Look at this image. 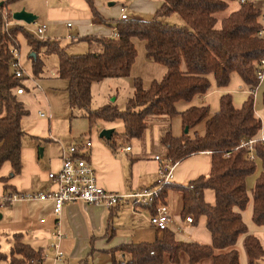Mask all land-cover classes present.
Masks as SVG:
<instances>
[{
	"label": "trees",
	"instance_id": "16d2710c",
	"mask_svg": "<svg viewBox=\"0 0 264 264\" xmlns=\"http://www.w3.org/2000/svg\"><path fill=\"white\" fill-rule=\"evenodd\" d=\"M17 1L0 3V169L6 163L11 166V175L0 179L4 190L14 192L7 183L20 172L25 136L21 121L29 114L16 95L17 89L26 91L27 88L14 77L11 69V51L20 50L18 37L22 35L30 48L32 76L38 78L43 59L55 55V75L67 83L68 107L81 111L90 128L98 121L122 122L123 133L116 138L126 144L142 136L148 118L179 116L182 136L176 138L166 133L160 141L166 150L165 159L178 164L201 153L210 154L207 176L187 186L166 183L149 205L142 206L153 215L157 206L167 205L170 192L181 193V220L191 217V225L196 226L204 219L211 237L210 245L179 241L167 228L153 242L122 244L115 247L112 254L128 255L129 259L123 264H164L165 256L169 263L179 264L181 254L187 256L189 264H199L206 259H211L212 264H240L234 247L243 236L249 264L264 259L259 240L248 234L240 215L250 202L246 178L255 172V159H258L261 173L252 189V222L264 228V143H256L251 152L239 148L241 142L257 137L262 127L255 116L253 93L259 86L255 72L260 59L264 58V40L257 36L261 26L254 4H240V0H162L152 19L144 21L105 20L98 14L93 0H84L92 16L111 26L116 36L77 39L89 46L97 45L100 52L70 55L66 51L68 45L61 46L56 40H38L16 22L5 26L2 12ZM231 1H239L238 8L218 21L215 15L224 12ZM172 14H177L185 26L162 22ZM133 39L145 42L146 58L164 67V76L146 89L140 79L134 80L133 93L123 110L109 103L92 110V84L129 77L136 59ZM232 74L238 75L249 89V96L240 108H235L231 96L226 94L220 97L218 111L212 116L207 106L190 107L181 113L176 110L178 102L189 103L208 92L210 75L216 87L223 88L229 84ZM262 104L264 106V90ZM204 121V135L191 137L189 131ZM115 135L107 142L113 141ZM205 190L213 191L214 205L204 201ZM12 242L9 254L0 252V262L42 264V251L24 244L20 235H13ZM113 264L120 263L114 259Z\"/></svg>",
	"mask_w": 264,
	"mask_h": 264
},
{
	"label": "crops",
	"instance_id": "0c3cea01",
	"mask_svg": "<svg viewBox=\"0 0 264 264\" xmlns=\"http://www.w3.org/2000/svg\"><path fill=\"white\" fill-rule=\"evenodd\" d=\"M93 3L98 14L103 19L120 20L121 11L123 10L126 14V9L131 10L138 17L142 15H144L142 17L147 15L153 17L156 10L161 6L162 0H93ZM43 15L44 19L41 24L46 26L45 33H47V36L52 41H57L59 37L66 36V40L72 42L75 40L76 43H80L81 41L75 38H108L112 37L114 33L111 26L103 24L99 19L92 16L84 0H62L59 1L58 5H54L53 3L46 8V12ZM126 15L128 16V14ZM130 17L128 16V19L141 20L140 18ZM35 23L38 24L37 21ZM19 25L23 26L25 24L19 23ZM71 28L75 29L74 32L68 33L67 30ZM133 40L132 42L134 44ZM144 54L146 58L145 51ZM45 59H43V65ZM144 62L153 64L147 58L144 59ZM134 64L132 65L131 71ZM155 68L152 69L153 73L157 70V67ZM158 73L162 75V78L165 70L158 69ZM50 77H56V75L52 72L50 73ZM35 79L37 78L33 80ZM104 81H108V79ZM240 81L242 82L241 79ZM209 82L211 81L209 80ZM213 82L215 84L214 79ZM25 83L23 81V85L27 88L26 91H29L30 87ZM34 84L35 82L32 81V85ZM66 86L67 83H65V88ZM262 86L264 90L263 83L258 86L254 93L260 90ZM217 88H214L210 83V89L204 96L195 97L189 103L178 102L176 104V110L181 113L190 107L207 106L210 109V115H214L218 111L220 97L226 95L224 94V90H218ZM24 93L17 95V99L20 102H22L20 97ZM248 96L249 93L243 94L242 97L231 96L233 106L240 108ZM197 98L199 100H196ZM40 113L45 116L40 117ZM82 115L81 112V117ZM255 116L261 121L262 133L264 134V117L257 111H255ZM38 117L41 122H38L37 126H32L26 131L23 130L21 121V128L25 133L24 137L28 139L25 143H22L20 172L11 177L7 183L10 190L18 195L37 194L48 191L50 184L47 180V174L57 171L59 168L62 149L67 147L65 145L69 146L79 143L84 139L82 137L84 134L82 133L85 132L81 131L75 136H72L73 141L68 144L64 145V143H59V140L57 144L53 136V127L49 122L50 119H47L46 114L41 111L38 112ZM98 124L99 126L97 127ZM103 130H113L111 138L114 134H117V136L115 135L113 141L107 142L109 140L99 137V134ZM87 131L89 136L86 138L92 144L87 161L95 170L97 183L104 190L118 194H128L140 189L153 187L158 179V163L153 157L160 156L161 158H165L166 156V150L160 144L161 138L166 133H170L176 138L181 137L183 134L179 116L173 118L166 116L148 118L147 128L142 136L126 144L121 139L116 138L123 133L122 122L106 123L98 121L91 128L87 122ZM204 132L205 121L189 131V135L191 137L194 134L203 136ZM69 135L72 134L69 133ZM78 136L79 138H76ZM127 147H130L129 151L124 150ZM209 171L210 154L201 153L179 162L174 167L170 182L180 186H187L191 181L201 176H207ZM10 175L11 166L6 163L0 169V179L9 177ZM10 193L13 194L12 192L5 191L0 182V200L10 195ZM204 201L210 205H214L215 199L213 191H204ZM182 205V194L179 192H170L168 195V203L165 205L168 208L171 220L168 229L175 233L177 240L191 242L192 237L195 239L199 238V234L196 233L199 223L196 226H192L186 225L184 220H181L180 212ZM131 207V204H124L114 208V210H107L102 206H93L81 201L66 204L61 211L60 217L57 219L58 224L56 227L51 202L20 200L10 202L4 207H0V252L6 255L9 254L13 243V235H20L24 244L30 246L35 251H42L44 256L42 264H113L114 259L118 263L123 264L129 257L126 254H112L111 251L115 247L130 243H150L162 236V232H157L150 227L148 223L150 214L145 208L142 206H134L135 214H132ZM240 215L243 223L247 227L248 234L254 236L258 233V229L251 225L253 223L252 198L251 208L248 213L247 211L241 212ZM245 218L249 220V223L246 222ZM42 219H44V223H40ZM202 222L205 225L204 219ZM176 226L181 228V233L176 230ZM260 228L264 230L263 227ZM55 232H58L59 239L56 238ZM208 236L211 243L210 234ZM203 239L205 240V237ZM243 242L244 237L242 236L238 239L234 247L238 254L242 250L245 253ZM53 244H58L60 251L63 252V258L61 260H56L54 254L49 250ZM204 244H208V242H204ZM244 255L246 256V253ZM244 255L242 253L240 256L238 255L239 263L249 264L247 256L245 257ZM0 264H7V262H0ZM164 264H171L167 256L164 258ZM179 264H189L186 255H180ZM199 264H212V260L206 259Z\"/></svg>",
	"mask_w": 264,
	"mask_h": 264
},
{
	"label": "rangeland",
	"instance_id": "374dc122",
	"mask_svg": "<svg viewBox=\"0 0 264 264\" xmlns=\"http://www.w3.org/2000/svg\"><path fill=\"white\" fill-rule=\"evenodd\" d=\"M5 0H1L0 3H3ZM59 1L62 0H19L16 3L8 6L5 10L2 12V17L7 18V22L9 25H15L16 23L19 24V22H16L12 20V14L15 12H19L21 10H25L28 13H31L38 17L36 20L38 24H41L43 21V14L46 12V8L48 6H51L53 3L54 5H58ZM239 1H231L228 4V8L219 14H216L215 17L218 21L228 16L232 11H235L238 8ZM126 14L128 16H131L132 18H140L144 21H149L152 19V16H145V17H138L137 14H134L131 10L126 9ZM130 17V18H131ZM162 22L167 23L169 25L174 26H185L183 20L177 15L172 14L170 17H166L162 19ZM42 25V24H41ZM21 26V25H20ZM24 29L27 30L30 34H32L36 39L41 40L39 37L35 36L34 31L35 27L34 25H23ZM75 29H68L69 32H74ZM113 36V34H112ZM75 37V36H74ZM19 43H20V62L21 67L25 71V75L28 79L24 80V83L29 87L30 90L26 91L23 96L20 97L22 100L25 108L29 112L28 116L24 117L22 119V128L24 131L30 129L32 126H37L38 122H41L38 117V112H44L47 116V119L49 118V122L51 123L53 127V136L55 140H58L59 143L68 144L69 142L73 141L72 136H75L78 134V132H85L82 133L84 136L83 138L89 136V133H87V121L86 119L81 117V111L78 110H70L67 103V95L64 91L65 89V81L58 79L57 77H50V73H54L57 71V58L55 55H50L46 57L42 69V73L40 77L33 80L34 77L32 76V70H31V59L29 58L30 54V48L27 46L25 38L22 35H19ZM50 37L47 36V33H45L42 36V39H49ZM83 37H78L75 39H82ZM51 39V38H50ZM54 39V38H53ZM57 39V38H55ZM60 42L61 46L68 45L66 51L70 55H78V54H84V53H99L100 49L97 45L89 46L87 43L80 42L76 43L75 40L69 41L66 40L65 37H59L58 40ZM135 49H136V59L135 64L133 66L131 74L129 75V78L124 79H108V81H101L100 83H94L91 86V109L95 110L101 106H104L105 104L111 102V104H114L119 110H123L125 103L127 100L131 97L133 93V84L134 80L140 79L143 88L146 89L149 88L151 83L153 81H159L161 80V72L158 73V69L162 70L165 68L156 64H147L144 62L145 58V43L140 40H133ZM155 73H153L152 69H156ZM230 82L226 87L223 88H217L213 82V76L210 75L208 79L211 81L210 83L214 88H217L218 90H224V94H229L230 96H239L242 97L243 94L249 93L248 87L243 84L238 76L236 74H232ZM29 80V81H28ZM121 80V81H120ZM153 80V81H152ZM32 81L35 82L34 85H32ZM113 81V82H111ZM152 81V82H151ZM151 82V83H150ZM37 85V86H36ZM245 88V89H244ZM258 88V87H257ZM256 88V89H257ZM262 91L263 86L260 88V90H257L256 93H253L254 96V109L259 114H261L264 117V107L262 105ZM238 98V97H237ZM244 98V97H243ZM239 99V98H238ZM196 100H199L198 98ZM48 122V123H49ZM262 125V123H261ZM99 124L97 125V127ZM86 130V131H85ZM262 127L259 131V134H261ZM71 133L72 135H69ZM76 138H79L76 137ZM28 138L24 137L22 139V143H25ZM68 146V145H65ZM255 165L256 169L255 172L248 176L246 178V188L248 190V195L250 197V202L247 205L246 209L242 212L248 213L249 209L251 208V198H252V189L255 184L256 178L261 173V163L258 159H255ZM3 210V209H2ZM249 216V214H247ZM246 222L249 223V220L246 219ZM203 219L199 221L196 233L199 234V238L195 239L192 237L190 240L191 242L195 243H201L204 244V242H208V244L204 245H210L209 241V234L205 228L204 222H202ZM203 223V224H202ZM251 223V222H250ZM252 227L258 229V233H256L254 236L259 240L263 250H264V230L260 227H257L253 223L251 224ZM196 228V227H195ZM205 237V240L203 239ZM208 238V241H207ZM243 251V250H242ZM240 252L238 255L240 256L241 253L244 255V251ZM245 256V255H244ZM246 257V256H245ZM247 259V258H246ZM248 264V263H247ZM257 264H264V259L260 260Z\"/></svg>",
	"mask_w": 264,
	"mask_h": 264
},
{
	"label": "built area",
	"instance_id": "2783aa9c",
	"mask_svg": "<svg viewBox=\"0 0 264 264\" xmlns=\"http://www.w3.org/2000/svg\"><path fill=\"white\" fill-rule=\"evenodd\" d=\"M1 1V0H0ZM4 2V1H3ZM245 2H251L259 11L258 22L261 26L257 36L264 40V0H240V4ZM120 20H128V16L121 11ZM5 26L9 27L7 18H3ZM34 34L42 40V36L45 33L46 26L34 23ZM70 26V25H67ZM113 36H116L114 31ZM13 55V62L11 69L14 73V77L23 82L28 79L25 75V71L20 64V55L18 49L11 51ZM256 80L259 85L264 83V58L260 59L256 67L255 72ZM24 90L19 88L16 90V95H22ZM40 117L45 115L40 113ZM256 143H264V134L261 133L257 137L248 139L241 142L239 148H247L250 152ZM92 144L88 138L82 139L79 143L71 144L62 149L61 163L57 171L49 172L47 174V180L50 184V188L46 192L31 193L25 195H18L16 193L7 195L0 200V207L6 206L10 202L14 201H49L52 203V214L55 217V224L57 227V219L60 217L61 211L66 204L75 203L78 201L84 202L93 206H102L107 210H112L124 204H131L132 214H135L134 206H147L152 202L153 197L161 189V187L169 183L172 178V172L176 163H172L170 160L161 158L160 156L153 157L158 163V179L153 187L140 189L128 194H118L104 190L100 187L96 180V173L93 166L87 161V157ZM129 151L130 147L124 149ZM253 156L251 155L250 158ZM170 217L168 208L165 205H159L155 209L153 215H149L148 223L150 227L157 232L165 231L170 225ZM40 223H44V219L40 220ZM186 225L192 224V218L187 217L184 220ZM176 230L181 233V228L176 226ZM55 236L59 239L58 232H55ZM55 256L56 260L63 258V252L60 251L58 244H53L49 249Z\"/></svg>",
	"mask_w": 264,
	"mask_h": 264
},
{
	"label": "water",
	"instance_id": "95a60500",
	"mask_svg": "<svg viewBox=\"0 0 264 264\" xmlns=\"http://www.w3.org/2000/svg\"><path fill=\"white\" fill-rule=\"evenodd\" d=\"M37 17L31 13L26 12L25 10H21L19 12H15L12 14V20L15 22L23 23L25 25H33L36 21ZM188 132L187 129L184 130L186 134ZM113 130H103L99 134L101 139L110 140Z\"/></svg>",
	"mask_w": 264,
	"mask_h": 264
}]
</instances>
